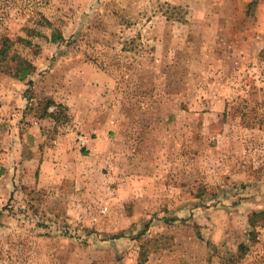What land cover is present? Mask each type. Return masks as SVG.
Returning a JSON list of instances; mask_svg holds the SVG:
<instances>
[{
	"label": "rangeland",
	"instance_id": "rangeland-1",
	"mask_svg": "<svg viewBox=\"0 0 264 264\" xmlns=\"http://www.w3.org/2000/svg\"><path fill=\"white\" fill-rule=\"evenodd\" d=\"M3 40L0 264H264V0H0Z\"/></svg>",
	"mask_w": 264,
	"mask_h": 264
},
{
	"label": "trees",
	"instance_id": "trees-1",
	"mask_svg": "<svg viewBox=\"0 0 264 264\" xmlns=\"http://www.w3.org/2000/svg\"><path fill=\"white\" fill-rule=\"evenodd\" d=\"M63 40V37L59 31H53L51 34V42L57 43ZM11 48V43L8 40H3L0 47V66L2 64V61H4L7 56L8 52ZM33 65L29 62H27L24 59L18 58L16 60V67L12 71V77L18 79L19 81L24 80L32 71ZM49 116L52 117L53 115L49 113ZM264 217V211L262 212H254L250 216V223L253 224L255 222L256 218H263ZM239 255L238 258L242 257L243 254L246 252V245H240L238 249Z\"/></svg>",
	"mask_w": 264,
	"mask_h": 264
},
{
	"label": "crops",
	"instance_id": "crops-1",
	"mask_svg": "<svg viewBox=\"0 0 264 264\" xmlns=\"http://www.w3.org/2000/svg\"><path fill=\"white\" fill-rule=\"evenodd\" d=\"M50 165V163L47 161V160H44L42 163H41V171H43L46 167H48Z\"/></svg>",
	"mask_w": 264,
	"mask_h": 264
}]
</instances>
